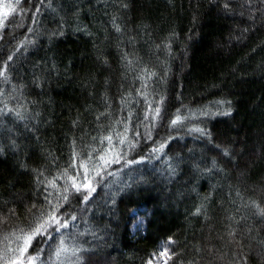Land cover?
<instances>
[{"label": "trees", "instance_id": "1", "mask_svg": "<svg viewBox=\"0 0 264 264\" xmlns=\"http://www.w3.org/2000/svg\"><path fill=\"white\" fill-rule=\"evenodd\" d=\"M8 1L0 252L19 254V229L56 203L65 170L111 148L121 158L90 203L69 189L78 219L61 232L82 251L65 264H264V0ZM52 235L24 264L63 258Z\"/></svg>", "mask_w": 264, "mask_h": 264}, {"label": "snow or ice", "instance_id": "2", "mask_svg": "<svg viewBox=\"0 0 264 264\" xmlns=\"http://www.w3.org/2000/svg\"><path fill=\"white\" fill-rule=\"evenodd\" d=\"M19 0H17V3ZM122 7L127 8L128 5L124 4ZM225 7L227 8L228 5L226 4ZM11 11V9H9ZM37 12H39V8L36 9ZM115 19V18H114ZM116 28V31L119 32L121 31L120 27L117 25H114ZM59 35H63V32L61 31ZM13 59L12 55H9L7 57V61H11ZM7 61L5 62L3 68H0V76H4L5 72L8 69V64ZM5 79L7 77L5 76ZM162 103V101H161ZM230 103V102H229ZM151 107V106H149ZM160 107H157L154 109V113L156 117L160 116ZM204 115H207L208 113H202ZM220 115H231V107H229L227 110L219 113ZM19 115V114H18ZM131 118V114L129 116V119ZM99 120V117H97ZM182 118L180 116H177L174 120L171 121L173 125H176L178 121H180ZM127 130V128H126ZM196 131L200 132L201 135L207 136L209 141H211V133L207 131L206 129H201L197 128ZM137 135H140L137 133ZM148 138L150 137V134H148ZM94 140L96 138H93ZM112 135H108L106 137H103L101 139V144L103 143L104 140H107L109 144L111 145L112 142ZM121 144L125 143V139L121 137L120 141ZM130 143V142H129ZM75 144V141H74ZM130 146L131 145L130 143ZM165 147L164 143L160 144L159 149L154 148L153 151H161ZM112 149L109 148L107 151H111ZM223 154L225 156H230L231 153L228 151V149H223ZM75 156V152L73 153ZM120 155L116 154L114 155L111 159H109L106 155V152L104 150H101L98 156H94L92 153L88 154V159L90 161H94V163L91 166V169L89 168V165L86 163L81 162L80 167L83 168V172H78L76 175L68 176L67 170H65L64 173L61 174L62 177L65 178L66 184L63 189V193L57 197L56 203L53 205L51 202L50 203V210L47 213L42 212L39 217H37L33 223L34 226L30 227L27 231L24 229H19L20 235L17 237V240L21 242L18 244V247L16 249H10L13 253H19L18 255L14 254L11 256L5 255L3 252H0V261H3V264H24V261L22 257L24 256L25 253L28 252L30 247H33V242H36V245L38 246L41 243L54 240L56 239L55 236H53V233H57L60 236L59 239V246L55 249V255L59 258L63 253H66L69 251V248L66 246V238L64 233L61 232V229H69L71 227L75 226V222L78 219V216L76 215V210H69L71 209V205L69 202V189H73L75 194H76V199L80 203H90L94 197L93 193L96 192V186L95 184L100 183V180H102L103 175L108 174L107 169L110 167L112 163H116L120 159ZM145 159L144 157H141V160ZM127 163H135V159L126 161ZM215 163V161H214ZM94 171L95 172V177L90 179V172ZM172 174H175V169H172ZM79 177V179H78ZM99 178V179H97ZM55 179L52 182L54 186L55 185ZM130 187V185H128ZM45 200H48V196H45ZM60 201L65 202L68 204V207H64L63 204L60 203ZM259 207V205H257ZM87 209H85L86 211ZM261 214L264 215V209H260ZM201 212V208H197L196 213L199 214ZM12 214H15V210H12ZM231 235H234V233H231ZM69 238H73L71 234H69ZM171 241V238H169ZM72 254L76 255L77 252L82 251V249L73 246L72 247ZM42 251V250H41ZM39 255V253L37 254ZM156 255V254H154ZM159 256H169V249L167 247H164L163 251H161ZM29 264H32V261L34 257H27ZM245 262L247 260V257L242 258ZM147 264H153V260L150 258L147 261Z\"/></svg>", "mask_w": 264, "mask_h": 264}, {"label": "rangeland", "instance_id": "3", "mask_svg": "<svg viewBox=\"0 0 264 264\" xmlns=\"http://www.w3.org/2000/svg\"><path fill=\"white\" fill-rule=\"evenodd\" d=\"M5 1L6 0H0V24H3L4 20H5V17L7 16V14L9 13V7L8 5L5 6ZM8 2H10L9 4H11V0H9ZM116 154H120L119 153V149H115L114 151L111 150V151H108L106 153L107 157L109 159H111L114 155ZM91 166H89V168L91 169ZM94 171H91L90 172V175H94ZM91 179V178H90ZM63 258H59L58 259V262L57 264H65L67 261H70V260H73V254H72V250L71 252H66V253H63L62 255Z\"/></svg>", "mask_w": 264, "mask_h": 264}]
</instances>
